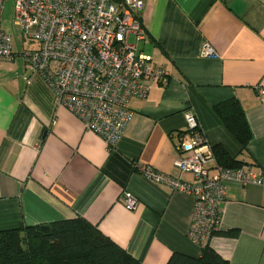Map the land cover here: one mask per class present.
<instances>
[{"label":"crops","instance_id":"obj_1","mask_svg":"<svg viewBox=\"0 0 264 264\" xmlns=\"http://www.w3.org/2000/svg\"><path fill=\"white\" fill-rule=\"evenodd\" d=\"M138 19L145 30L138 50L168 81L130 100L131 119L113 148L19 56L0 62V230L82 218L142 264H166L174 252L199 256L187 235L193 197L139 170L194 181L175 166L189 111L204 149L221 144L251 172L264 171V0H145ZM205 44L215 57L201 54ZM229 100L251 130L245 150L214 111ZM218 166L213 156L210 175ZM124 191L137 199L132 210ZM225 191L218 232L236 234L216 233L209 246L228 264H264L260 186L227 180Z\"/></svg>","mask_w":264,"mask_h":264},{"label":"built area","instance_id":"obj_2","mask_svg":"<svg viewBox=\"0 0 264 264\" xmlns=\"http://www.w3.org/2000/svg\"><path fill=\"white\" fill-rule=\"evenodd\" d=\"M3 1L0 0V62H11L18 55L28 71L44 79L59 104L113 148L131 119L130 100L144 98L153 84L168 81L167 71L138 50V42L145 37L138 19L145 0H14L13 24L24 40L35 44L18 53L13 36L1 25ZM201 54L216 56L208 44L202 47ZM185 124L187 137L177 145L175 166L182 173H191L194 181L161 174L150 166L142 165L139 170L146 178L193 197L187 235L204 248L219 229L226 181L260 186L264 208V171L253 173L244 166H218L217 173L210 175L207 164L213 154L203 148L194 112L185 113ZM121 198L127 209L135 207L137 199L129 191H124Z\"/></svg>","mask_w":264,"mask_h":264},{"label":"trees","instance_id":"obj_3","mask_svg":"<svg viewBox=\"0 0 264 264\" xmlns=\"http://www.w3.org/2000/svg\"><path fill=\"white\" fill-rule=\"evenodd\" d=\"M214 111L223 124L246 149L252 134L237 100L222 102ZM216 163L238 169L244 163L217 144L211 147ZM234 235L232 232H215ZM0 264H142L123 247L82 218L57 220L45 224H21L0 230ZM166 264H228L209 245L191 257L174 252Z\"/></svg>","mask_w":264,"mask_h":264},{"label":"rangeland","instance_id":"obj_4","mask_svg":"<svg viewBox=\"0 0 264 264\" xmlns=\"http://www.w3.org/2000/svg\"><path fill=\"white\" fill-rule=\"evenodd\" d=\"M13 4L14 0H4L1 12V25L2 28L13 36L14 49L22 52L23 50L30 49L35 46L34 42L24 40L20 30L13 24ZM132 42V37L130 38ZM18 56V55H17ZM20 61V59L18 58Z\"/></svg>","mask_w":264,"mask_h":264}]
</instances>
